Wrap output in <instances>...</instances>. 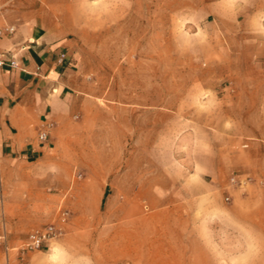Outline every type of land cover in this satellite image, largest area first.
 I'll return each mask as SVG.
<instances>
[{"label": "crops", "instance_id": "1", "mask_svg": "<svg viewBox=\"0 0 264 264\" xmlns=\"http://www.w3.org/2000/svg\"><path fill=\"white\" fill-rule=\"evenodd\" d=\"M139 1L145 5L116 0L95 19L77 18L72 0L67 12L34 16L0 0V29L16 30L0 38L1 58L16 63L0 67V168L34 189L35 199L39 181L27 166L61 187L72 184L83 222L110 230L117 245L134 249V240L152 233L163 239V253L180 255L170 264H192L199 245L193 224L200 221L175 209L224 190L235 176L264 181V0H180L205 37L190 40L192 65L179 72L180 86L173 88L172 71L164 70L163 85L133 89L127 101L117 87L116 105L104 109L96 100L107 102L111 93L92 89L73 68L87 61L83 47L97 40L111 46L112 32L140 15L159 16L170 28L172 0ZM164 61L171 62V50ZM105 203L115 211L100 215ZM142 204L171 213L142 215Z\"/></svg>", "mask_w": 264, "mask_h": 264}, {"label": "rangeland", "instance_id": "2", "mask_svg": "<svg viewBox=\"0 0 264 264\" xmlns=\"http://www.w3.org/2000/svg\"><path fill=\"white\" fill-rule=\"evenodd\" d=\"M68 2L69 0H7V8H19V12L34 16L41 10L46 14L58 13L60 10L67 12ZM145 2L148 6L159 5L156 0ZM72 4L77 18L99 19L100 15L96 12L100 8L116 6L117 2L72 0ZM133 5L145 4L134 0ZM181 7L180 0H172L170 28L166 25L164 29L163 20H158L159 16L140 15V20L133 26L124 31L112 32L111 46L101 47L97 40L95 46L83 47L87 61L79 63L78 67L73 68L74 71L83 72L86 84L92 89L111 93L107 102L96 100L97 104L111 110L110 107L116 105L117 87L127 92L124 95V101H127L133 96V89L146 91L149 84L163 85L164 70L172 71V87L180 86L179 72L187 69V65H192L189 62L191 46L195 43L190 40L205 38L196 30L197 15L190 9H186L187 14L182 13ZM15 31L14 28L10 36ZM169 50L171 62H165L164 55H169ZM204 55L201 64L205 65L209 58L206 51ZM34 169V166L24 168L27 173L33 174ZM33 174L31 178L39 181L37 199L32 195L34 189L25 183H19L14 173L7 176L3 166L0 168V234H6L8 246L14 248L20 245L33 229L57 224L61 211H67L69 217L61 225L60 234L51 242L50 248L30 253L26 264L180 262L179 254L163 253L166 248L158 246L159 240L163 239L152 233L145 234L144 239L134 240V249L117 245V240L106 236L110 230L101 233L100 226H90L83 222V217H80L79 211L73 206L72 184L64 188L54 184L48 179L49 176ZM235 177L237 181L240 180L241 185L238 184L240 182L234 185L228 182L224 190L199 199L193 206L175 209L177 214L194 215L200 221L193 224L199 245L196 247V254L191 257L192 264H264V181L250 176ZM77 178L76 172L71 177L72 183ZM90 193L93 195V192ZM226 197H229V201L225 200ZM114 211V205L105 203L101 205L99 213L104 215ZM140 213L162 217L171 212L166 206L142 204ZM129 242L132 243V239H128L127 243ZM126 249L135 250L136 253L125 254L123 250ZM0 264H18L15 252L5 253L0 250Z\"/></svg>", "mask_w": 264, "mask_h": 264}, {"label": "built area", "instance_id": "3", "mask_svg": "<svg viewBox=\"0 0 264 264\" xmlns=\"http://www.w3.org/2000/svg\"><path fill=\"white\" fill-rule=\"evenodd\" d=\"M14 32L13 27H5L0 29V38L4 36L11 35ZM64 59V55L60 56V62ZM7 65L10 68H15L16 63L14 60H10L5 62L1 56H0V67H4ZM49 128V126H48ZM47 128V129H48ZM47 129L44 131L39 132L38 134V140L40 142H45L47 140ZM246 181V179L244 180ZM237 182H240V180H236V177H233L230 179V184L234 185L237 184ZM241 185V182L238 183ZM226 201H229V197L225 198ZM69 217V213L67 211H61L59 220L57 224H48L36 229H33L30 231L24 241L14 247L11 248L7 244V236L3 232L0 234V250L4 251L5 253H8L10 251H14L16 254L17 262L18 264H26L28 255L33 252H40L45 249L50 248L51 242L57 238L60 234V227L62 224H65L67 219Z\"/></svg>", "mask_w": 264, "mask_h": 264}]
</instances>
